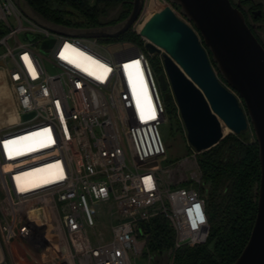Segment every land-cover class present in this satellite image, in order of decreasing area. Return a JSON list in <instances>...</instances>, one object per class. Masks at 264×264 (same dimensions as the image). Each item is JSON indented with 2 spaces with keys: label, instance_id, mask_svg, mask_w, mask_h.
Returning a JSON list of instances; mask_svg holds the SVG:
<instances>
[{
  "label": "built area",
  "instance_id": "1",
  "mask_svg": "<svg viewBox=\"0 0 264 264\" xmlns=\"http://www.w3.org/2000/svg\"><path fill=\"white\" fill-rule=\"evenodd\" d=\"M152 8H141L131 33L161 9ZM43 22L0 0V71L15 111L0 126V264H28L13 253L45 264L38 255L53 251L60 264H153L141 250L157 215L174 249L203 241L198 153L160 167L165 111L140 46Z\"/></svg>",
  "mask_w": 264,
  "mask_h": 264
},
{
  "label": "water",
  "instance_id": "2",
  "mask_svg": "<svg viewBox=\"0 0 264 264\" xmlns=\"http://www.w3.org/2000/svg\"><path fill=\"white\" fill-rule=\"evenodd\" d=\"M168 2L185 20L164 6L142 25L138 36L145 41L147 54L163 52V74L155 81L163 100L168 99L169 88L193 152L206 151L222 139L220 124L234 136L250 128L259 165L255 216L247 241L231 264H264V49L228 0ZM142 3L131 0L127 17L111 27L75 31L43 23L69 37L113 40L129 30Z\"/></svg>",
  "mask_w": 264,
  "mask_h": 264
},
{
  "label": "trees",
  "instance_id": "3",
  "mask_svg": "<svg viewBox=\"0 0 264 264\" xmlns=\"http://www.w3.org/2000/svg\"><path fill=\"white\" fill-rule=\"evenodd\" d=\"M24 1L42 20L75 31L115 26L131 9V0H96L92 4L87 0ZM168 4L184 19L177 6ZM250 32L264 49V44ZM116 40L142 45L139 37L129 30ZM207 55L210 59L208 52ZM210 65L218 80L226 86L214 63L210 61ZM225 139L195 157L200 175L198 188L205 202L208 222L206 238L197 244L174 249L173 232L165 218L157 215L147 222L142 252L143 256L152 258L153 264H161L167 251L171 264H231L245 245L255 216L259 180L257 147L253 138L249 144L233 136Z\"/></svg>",
  "mask_w": 264,
  "mask_h": 264
},
{
  "label": "rangeland",
  "instance_id": "4",
  "mask_svg": "<svg viewBox=\"0 0 264 264\" xmlns=\"http://www.w3.org/2000/svg\"><path fill=\"white\" fill-rule=\"evenodd\" d=\"M13 1H14V3L16 2L19 5V8L22 9L23 12L25 14H27L31 19H36L37 21L42 20L36 14H33L28 9L24 0H13ZM87 1L89 4H92L96 0H87ZM161 1L162 0H143L142 9L143 8L151 9L152 7H154V8L158 7V9H160L163 7ZM164 1L166 2L165 4L174 12V10L171 8V6L168 4V2L166 0H164ZM230 1H231V3H235V0H230ZM252 1L255 3H257V2L261 3L262 1L264 2V0H252ZM260 6H258V7H260ZM152 12H153V8H152ZM176 15L178 16V14H176ZM253 24L258 27L259 35L261 36L262 42L264 44V20L262 18L261 19L258 18L257 20L253 21ZM22 25L25 26V23ZM136 45L140 46L139 44H136ZM140 49H142V52L147 57L149 65H150L154 75L157 76L159 74H163V68H162V63H161V55L163 54V52L161 50H159L156 54L149 55L144 50L143 45L140 46ZM46 70L49 73L54 72V70H52L48 67L46 68ZM166 92H168V95H169L168 99L165 101L162 99L164 102L163 106H165V109H164L165 120L159 126V134H160V137L162 139L164 150H165L164 162L160 163V167H162V168L167 167L170 164L176 163L177 161H180L184 157H187L191 151V149L189 148V146L187 145V143L185 141L184 130H183L181 121L178 117L172 94H171L169 89H166ZM162 94L163 93H161V96H162ZM173 110H174V118L172 117ZM7 111H8V116L4 115ZM10 118H11V120H13L15 118L14 104H13V101L11 99L10 89H9V86L7 83L6 76L3 72L0 71V126H4L5 124L9 123L10 121L8 119H10ZM7 121H9V122H7ZM220 126H221V133L223 135L222 139H225V138L228 139V138L233 136V137H236L238 140L243 141L247 144H249L253 141L252 140L253 135H252V132H251L249 127H247V129L244 132L234 136L222 124H220ZM185 181L186 180H184V182ZM184 182L182 179V183L173 182L170 184H171V186L175 187V186H179V185L180 186L185 185ZM2 201H3V194L1 191V187H0V209L2 208ZM107 236H108L107 232H104V237L106 239H107ZM143 249L144 248L142 247V250H141L142 252H143ZM168 253H169V251H167L166 255H164L166 257L161 259V264H170L171 263L169 261V258H168ZM13 255H15V257H17V261L26 262L28 264H34L27 257H25L22 253H13ZM38 256L41 257V259L44 261L45 264H57V263L60 264L59 258H58L57 253L55 251L50 252V253H43L42 252ZM142 257H143V254H142L141 258ZM141 260L142 259H139L140 262H141ZM13 262H14V260H13Z\"/></svg>",
  "mask_w": 264,
  "mask_h": 264
},
{
  "label": "flooded vegetation",
  "instance_id": "5",
  "mask_svg": "<svg viewBox=\"0 0 264 264\" xmlns=\"http://www.w3.org/2000/svg\"><path fill=\"white\" fill-rule=\"evenodd\" d=\"M228 1L241 13L244 19V23L249 28V30H251L254 35L260 40V42L263 43L262 38L259 35L258 27L253 24V21L257 20L258 18H262L264 20V2L262 1L261 3H255L252 0H235V3H231L230 0ZM246 2L248 4H246Z\"/></svg>",
  "mask_w": 264,
  "mask_h": 264
},
{
  "label": "bare ground",
  "instance_id": "6",
  "mask_svg": "<svg viewBox=\"0 0 264 264\" xmlns=\"http://www.w3.org/2000/svg\"><path fill=\"white\" fill-rule=\"evenodd\" d=\"M4 115H7L8 116V111L4 114ZM10 122L12 121V122H14V119L13 120H11V118L10 119H8ZM9 121H7V122H9ZM220 128H221V126H220Z\"/></svg>",
  "mask_w": 264,
  "mask_h": 264
},
{
  "label": "snow or ice",
  "instance_id": "7",
  "mask_svg": "<svg viewBox=\"0 0 264 264\" xmlns=\"http://www.w3.org/2000/svg\"><path fill=\"white\" fill-rule=\"evenodd\" d=\"M25 59L27 60V57H25ZM137 66H138V62H137ZM127 67V66H126ZM149 118H152L151 116ZM20 154V153H17ZM62 178V177H61ZM150 183V182H149ZM201 219H203V217H201Z\"/></svg>",
  "mask_w": 264,
  "mask_h": 264
}]
</instances>
